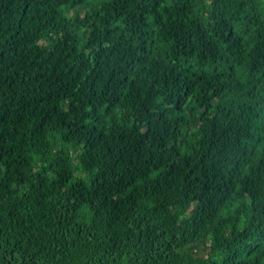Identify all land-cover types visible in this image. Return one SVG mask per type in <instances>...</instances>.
Returning a JSON list of instances; mask_svg holds the SVG:
<instances>
[{
    "label": "trees",
    "instance_id": "trees-1",
    "mask_svg": "<svg viewBox=\"0 0 264 264\" xmlns=\"http://www.w3.org/2000/svg\"><path fill=\"white\" fill-rule=\"evenodd\" d=\"M0 264H264V0H0Z\"/></svg>",
    "mask_w": 264,
    "mask_h": 264
}]
</instances>
